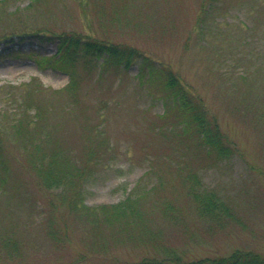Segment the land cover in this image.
Masks as SVG:
<instances>
[{
  "label": "rangeland",
  "instance_id": "rangeland-1",
  "mask_svg": "<svg viewBox=\"0 0 264 264\" xmlns=\"http://www.w3.org/2000/svg\"><path fill=\"white\" fill-rule=\"evenodd\" d=\"M36 28L125 54L78 59L86 49L78 45L75 57H58L57 40L0 41V264H136L152 258L178 264L167 253L199 264L235 250L264 255V0H0V37ZM130 50L158 62L156 71L139 72ZM73 75L84 81L67 108V96L52 92ZM171 80L201 103L215 136L217 130L225 136L221 147L232 152L228 159L216 161L197 145ZM31 81L51 90L33 99L41 102L39 126L51 130L55 148L80 167L90 151L104 156V164L84 166V175L93 171L83 183L84 204L100 210L136 197L142 226L149 237L159 234V247L138 232L119 236L110 227L96 235L106 242L103 254L88 247L91 237L68 216L59 191L41 185L30 168L23 146L35 132L18 141L1 113L7 93L24 99L20 85ZM44 147L51 144L41 153L28 147L29 157L46 154ZM189 169L232 202L242 227L222 230L196 216L183 179ZM50 202L60 210L58 221L70 225L56 241L46 232Z\"/></svg>",
  "mask_w": 264,
  "mask_h": 264
},
{
  "label": "trees",
  "instance_id": "trees-1",
  "mask_svg": "<svg viewBox=\"0 0 264 264\" xmlns=\"http://www.w3.org/2000/svg\"><path fill=\"white\" fill-rule=\"evenodd\" d=\"M32 3H34V1ZM4 39H11L12 41L17 39L19 43H24L31 39H39L41 41L57 40L58 57L61 55L75 57L76 49L74 48L78 45H80L79 48L81 51L83 50L84 45L86 46V49L83 51L84 53L80 52L81 54L76 55V58L78 59L81 57L85 58L91 54L92 56L97 55L98 57H103L107 60L104 55L110 54L121 56L122 54H125L123 51H120L109 44L95 45L91 41L85 43V40H81L80 43H73L72 38L69 36L56 35L49 30L45 31V29L39 28L7 33L0 37V41ZM126 54L128 58H130L129 61L132 60L133 57L138 60L140 63L139 72L142 73L144 71H149L152 73V71H156L155 65L159 63L149 59L148 56L135 52L134 50L127 51ZM95 63L99 64L100 61H95ZM83 81L84 79L82 77L73 75V78L71 77L69 84L64 89L52 93L67 96L65 106L69 108L71 103L76 101L75 99L78 100L76 93L77 90H79V85ZM181 85L182 84L178 81L171 80L170 86L177 92V96L180 98L186 109L185 112L189 113L188 116L190 123L194 125L197 133L196 138L199 142L197 145L207 153L213 155L216 161L223 160L225 157L228 159L232 152L229 151V153H225L221 147V144H226L225 136L221 134L222 132L220 130H217L218 136H215V124H213L212 120H208V116H206L205 113L202 114L203 116L200 114L202 107L201 103H194L196 100L189 97L187 92L184 93ZM20 87H23L24 91H26L24 99L17 100L15 95L11 96V92L7 93L9 98L3 101L4 107L1 113H3L4 116H9L8 121L6 120L7 125L8 127L14 125V128L19 134L18 138L20 137L18 141H24L22 135L26 132H35L27 135L28 144L26 150L25 146L22 145L24 152L29 158L30 168L36 173L41 185L50 191H59L60 201L65 205L67 211L70 212L68 216H73L72 218L79 225L78 228L82 232L86 231L88 237H91V242L93 243L90 242L91 244H89L88 247L90 249L91 246L93 247L92 252L95 254H103L105 252L106 242L104 240L99 241L96 239V235L100 232L101 227H110L109 229L115 230L119 236L126 235L129 232H138L140 236L143 235L148 240H154L153 245L159 247V243L156 244L157 236H159V234L154 233V238L149 237L151 234L148 233L147 228L142 226L144 212L141 209L140 203L137 202L138 200L135 199L136 197H129L121 203L109 207H103L100 210L84 204L85 188H83V183L93 172L92 170L90 172L88 169L87 172L89 175H84L86 173L84 166H87L88 163L91 166L104 164V156H94V153L90 151L87 155L86 162L82 164V167H80V163L72 162L70 158L71 156L68 154L69 152L66 153L62 150L63 148H55L50 138V132L47 131L50 129L48 127L40 128L39 126L43 115L40 110H43V107L40 105L41 102H38L37 104L35 103L33 95L35 93L40 94L39 91L51 92V90H46L43 85L34 81L21 84ZM12 89L14 88L12 87ZM47 106L53 107L52 102ZM49 144H51V147L43 148H49V151L46 154L38 155L33 158L29 157L30 151L28 147H34L33 149H36L35 152L38 150L39 153H41L40 148L48 146ZM76 160L78 161V159ZM204 167L207 168L209 165H204ZM199 175H201L200 171H193L192 169L186 170L183 175L187 188V196L194 205L196 216L208 225L218 227L222 230L234 225L242 227L243 224L240 221L238 212L232 205V202L225 199L216 192V190L206 186L204 179ZM57 211H60L58 210V207L53 202H50L46 219V232L51 241L59 240L60 235H64L66 231H70L67 228L70 227L68 222H65V224L62 223L63 218L58 221L59 217L56 213ZM165 214L168 215V210H165ZM170 216L172 215L170 214ZM7 242L9 246L7 245L6 248L12 246L9 241ZM13 245V248L17 249V245L15 243H13ZM166 255V258L173 259L177 261L178 264H189L183 263L171 253H167ZM155 260L157 259H144V261H142L143 263L136 264H160ZM199 264H264V255L253 250H235L226 257L208 258L201 260Z\"/></svg>",
  "mask_w": 264,
  "mask_h": 264
}]
</instances>
